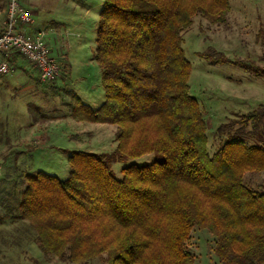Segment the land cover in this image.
Returning <instances> with one entry per match:
<instances>
[{
    "label": "trees",
    "instance_id": "16d2710c",
    "mask_svg": "<svg viewBox=\"0 0 264 264\" xmlns=\"http://www.w3.org/2000/svg\"><path fill=\"white\" fill-rule=\"evenodd\" d=\"M229 9V0H104L94 58L105 97L96 109L78 101L70 113L114 124L117 145L72 150L62 180L43 170L26 175L17 215L44 254L77 264H194L186 242L199 227L215 236L222 264L264 262V193L244 183L245 173L264 172V144L243 138L264 124V104L220 124L218 131L234 130L210 155L182 47L195 15L222 23ZM197 54L264 76L253 60ZM149 153L150 162L115 175L114 162Z\"/></svg>",
    "mask_w": 264,
    "mask_h": 264
},
{
    "label": "rangeland",
    "instance_id": "374dc122",
    "mask_svg": "<svg viewBox=\"0 0 264 264\" xmlns=\"http://www.w3.org/2000/svg\"><path fill=\"white\" fill-rule=\"evenodd\" d=\"M40 1L43 4L40 3L42 7L33 25L51 29L56 20L62 23V32L56 34L57 39L53 36V55L61 72L53 80L42 81L36 69L17 56L14 63L18 64L9 73L0 74V264H77L44 254L36 245L32 227L17 215L21 190L26 175L38 170L65 179L72 150L111 152L117 142L114 124L77 121L70 113L78 101L95 109L105 97L100 67L94 58L103 0H73L77 5L64 4V0ZM229 3L224 22L213 24L197 14L182 32L184 55L191 64L189 93L202 109L210 155L234 130L218 131L220 124L255 109L258 103L264 104V76H256L229 62L212 63L197 54L204 51L215 57L224 54L230 60H253L264 65V0H229ZM87 7L89 11H85ZM30 111H34L38 121ZM243 138L250 144H264V124L258 133H248ZM153 157L149 153L126 162L116 161L112 169L120 178L125 165H144ZM259 180L264 182L262 171L247 172L244 176L249 187ZM215 240L207 229L191 230L186 247L195 256L194 264H222L214 252ZM29 242L34 243L35 249L24 256L6 249L9 243ZM86 264H104V260L95 258Z\"/></svg>",
    "mask_w": 264,
    "mask_h": 264
},
{
    "label": "built area",
    "instance_id": "2783aa9c",
    "mask_svg": "<svg viewBox=\"0 0 264 264\" xmlns=\"http://www.w3.org/2000/svg\"><path fill=\"white\" fill-rule=\"evenodd\" d=\"M0 27V74L9 73L17 56L26 59L42 81L60 75L61 67L52 53L47 29L32 30L35 18L21 0H6Z\"/></svg>",
    "mask_w": 264,
    "mask_h": 264
},
{
    "label": "crops",
    "instance_id": "0c3cea01",
    "mask_svg": "<svg viewBox=\"0 0 264 264\" xmlns=\"http://www.w3.org/2000/svg\"><path fill=\"white\" fill-rule=\"evenodd\" d=\"M3 1H5V0H0V2L2 3ZM22 2H23V4L32 12V14H33V17L35 18V16L38 14V12H39V9L42 7V2L40 1V0H21ZM63 1V0H62ZM61 1V2H62ZM65 2H64V4H66V3H68V2H71V3H73L74 5H77V3H75L73 0H64ZM103 2H104V0H103ZM40 3H42V4H40ZM4 5H0V27L2 26V24H3V21H4V18H5V15H4ZM43 7H44V5H43ZM89 9L90 8H86L85 9V11H89ZM61 22L60 21H55V23H52V25L50 26L51 27V29H49V28H47V30H48V35H50V37H49V41H50V44H51V49H52V53H53V47H54V45H53V36L55 35V38L57 39V37H56V34H60L62 31L60 30V26H61ZM74 25L75 26H77L78 25V23H74ZM34 26V25H33ZM32 26V29H37V28H39V27H41V25H36V26H34L33 27ZM71 32V31H70ZM72 34H74L73 32H72ZM52 36V37H51ZM52 40V41H51ZM62 55H64V54H62ZM64 58H66V56L64 55L63 56ZM16 65V64H18V62H13V65ZM18 66V65H17ZM39 102H41L42 104H43V102L42 101H39ZM38 102V103H39ZM103 102V101H102ZM101 102V103H102ZM29 103H31V102H29ZM37 103V104H38ZM100 103V104H101ZM100 104L99 105H97V106H95V109L97 108V107H99L100 106ZM39 106L41 105L40 103L38 104ZM26 109H27V106H26ZM28 111V110H27ZM85 122H87V121H85ZM90 124H95V123H93V122H89ZM96 124H100V125H107L106 123H96ZM106 129V128H105ZM114 130V129H113ZM115 131V130H114ZM114 144L115 143H113V147H114ZM116 145H117V142H116ZM116 145H115V147H116ZM115 149V148H114ZM114 149H112V150H114ZM112 150H109V151H112ZM92 152H95V151H92ZM248 173H250V172H248ZM247 175V173H245V175L244 176H246ZM253 186H255V187H253ZM254 191H258V192H261V193H264V182H262V181H258V182H256V183H254V185H251L250 186ZM21 220H23V221H26V220H24V219H21ZM27 222V221H26ZM36 244V243H35ZM37 245V244H36ZM6 249L9 251V252H11V253H13L14 254V252H15V255H18V256H24V255H27L28 253H26V252H30V251H34V243H32V242H29L28 244H23V245H21V244H18V243H9V244H7L6 245Z\"/></svg>",
    "mask_w": 264,
    "mask_h": 264
}]
</instances>
